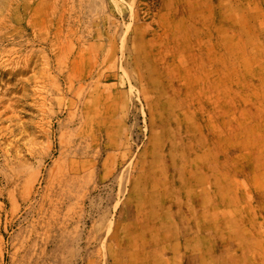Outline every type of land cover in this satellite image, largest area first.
<instances>
[{"label": "rangeland", "instance_id": "374dc122", "mask_svg": "<svg viewBox=\"0 0 264 264\" xmlns=\"http://www.w3.org/2000/svg\"><path fill=\"white\" fill-rule=\"evenodd\" d=\"M0 0V264H264V0Z\"/></svg>", "mask_w": 264, "mask_h": 264}, {"label": "crops", "instance_id": "0c3cea01", "mask_svg": "<svg viewBox=\"0 0 264 264\" xmlns=\"http://www.w3.org/2000/svg\"><path fill=\"white\" fill-rule=\"evenodd\" d=\"M163 4H164V7H165V2H164V0H163Z\"/></svg>", "mask_w": 264, "mask_h": 264}]
</instances>
